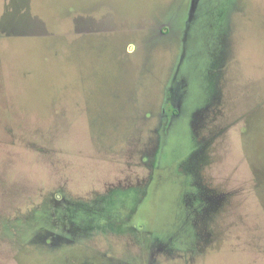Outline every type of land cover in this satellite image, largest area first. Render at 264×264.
<instances>
[{"label":"rangeland","instance_id":"1","mask_svg":"<svg viewBox=\"0 0 264 264\" xmlns=\"http://www.w3.org/2000/svg\"><path fill=\"white\" fill-rule=\"evenodd\" d=\"M264 0H0V264H264Z\"/></svg>","mask_w":264,"mask_h":264},{"label":"trees","instance_id":"2","mask_svg":"<svg viewBox=\"0 0 264 264\" xmlns=\"http://www.w3.org/2000/svg\"><path fill=\"white\" fill-rule=\"evenodd\" d=\"M260 195H261V197L264 199V195H263V193H260Z\"/></svg>","mask_w":264,"mask_h":264}]
</instances>
